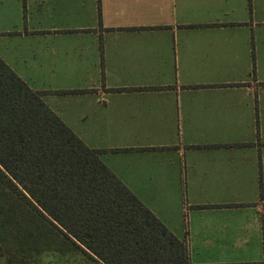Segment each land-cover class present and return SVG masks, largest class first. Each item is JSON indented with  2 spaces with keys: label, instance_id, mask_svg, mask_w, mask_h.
Here are the masks:
<instances>
[{
  "label": "crops",
  "instance_id": "1",
  "mask_svg": "<svg viewBox=\"0 0 264 264\" xmlns=\"http://www.w3.org/2000/svg\"><path fill=\"white\" fill-rule=\"evenodd\" d=\"M0 59L192 264L264 260V0H0Z\"/></svg>",
  "mask_w": 264,
  "mask_h": 264
},
{
  "label": "trees",
  "instance_id": "2",
  "mask_svg": "<svg viewBox=\"0 0 264 264\" xmlns=\"http://www.w3.org/2000/svg\"><path fill=\"white\" fill-rule=\"evenodd\" d=\"M42 94L0 59V254L13 247L41 249V238H62L103 264H192L184 242L108 169L101 150L87 147L61 121Z\"/></svg>",
  "mask_w": 264,
  "mask_h": 264
},
{
  "label": "rangeland",
  "instance_id": "3",
  "mask_svg": "<svg viewBox=\"0 0 264 264\" xmlns=\"http://www.w3.org/2000/svg\"><path fill=\"white\" fill-rule=\"evenodd\" d=\"M60 239L52 242L51 238H41V249H1L0 264H103L94 261L83 250L75 249L71 243L61 242ZM48 242L53 244L49 246Z\"/></svg>",
  "mask_w": 264,
  "mask_h": 264
}]
</instances>
